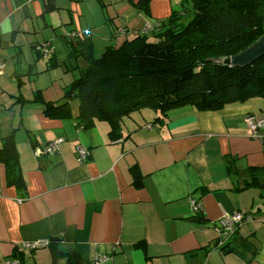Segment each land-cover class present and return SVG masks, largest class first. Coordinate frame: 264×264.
Masks as SVG:
<instances>
[{
  "label": "crops",
  "instance_id": "0c3cea01",
  "mask_svg": "<svg viewBox=\"0 0 264 264\" xmlns=\"http://www.w3.org/2000/svg\"><path fill=\"white\" fill-rule=\"evenodd\" d=\"M177 2L151 0L145 17L127 0H0V148L13 138L22 180L9 183L0 162V264H51V241L87 264H264V127L251 136L245 124L264 117L260 99L214 112L186 106L161 123L123 119L116 141L106 122L82 129L48 119L33 101L65 100L86 67L73 54L83 37L94 56L167 19ZM43 43L48 57L37 51ZM77 145L88 150L84 162ZM234 212L252 221L220 245L215 226ZM40 241L47 245L24 246Z\"/></svg>",
  "mask_w": 264,
  "mask_h": 264
},
{
  "label": "trees",
  "instance_id": "16d2710c",
  "mask_svg": "<svg viewBox=\"0 0 264 264\" xmlns=\"http://www.w3.org/2000/svg\"><path fill=\"white\" fill-rule=\"evenodd\" d=\"M127 1L150 17L151 0ZM180 6L154 24L153 40L139 34L118 47H106L99 58L93 57L91 42L83 37L73 54L86 67L66 91L65 100L46 104L37 93L33 101L44 105L43 114L51 120L74 119L82 129L96 122L108 123L110 141L121 138L123 118L136 111L151 110L158 114L153 123H161L168 112L186 106L214 112L253 99L264 104V56L243 67L213 62L241 53L264 35L262 1L180 0ZM74 99L78 114L73 117L70 101ZM0 162L6 165L9 183L20 185L18 154L11 136L2 142ZM134 185L139 187L141 180L137 178ZM48 248L51 264L60 260L87 264L73 252L58 251L53 241Z\"/></svg>",
  "mask_w": 264,
  "mask_h": 264
},
{
  "label": "built area",
  "instance_id": "2783aa9c",
  "mask_svg": "<svg viewBox=\"0 0 264 264\" xmlns=\"http://www.w3.org/2000/svg\"><path fill=\"white\" fill-rule=\"evenodd\" d=\"M154 27L155 25L153 24L145 23L142 27L141 34L151 33L154 30ZM37 51L41 56H44V57L50 55L53 52L52 49L46 43L38 45ZM245 124L249 131V134L253 136L257 129L264 127V118L247 117L245 119ZM61 142H62V139H58L56 141L49 143L45 149V152L49 153L53 151L57 147V145ZM75 153H76L77 159L80 162H84L88 157V150L81 145L75 146ZM190 205H191L192 212L203 214V208L198 203H196L195 200H191ZM251 221H252V217L249 214H245L242 212H234L232 214L224 213L221 216V218L218 220V223L215 226V231L217 232V235H218L219 244L223 245L235 234L239 226L245 223H249ZM46 245H47V242L40 241V242H34V243H26L24 246L27 249L34 250L38 247H42ZM104 260H107V259L98 258L96 261H94L91 264H102ZM5 264H20V263L17 260H7L5 261Z\"/></svg>",
  "mask_w": 264,
  "mask_h": 264
},
{
  "label": "water",
  "instance_id": "95a60500",
  "mask_svg": "<svg viewBox=\"0 0 264 264\" xmlns=\"http://www.w3.org/2000/svg\"><path fill=\"white\" fill-rule=\"evenodd\" d=\"M261 1L264 7V0ZM262 56H264V35L241 53L235 56L213 60V62L226 67H243Z\"/></svg>",
  "mask_w": 264,
  "mask_h": 264
},
{
  "label": "rangeland",
  "instance_id": "374dc122",
  "mask_svg": "<svg viewBox=\"0 0 264 264\" xmlns=\"http://www.w3.org/2000/svg\"><path fill=\"white\" fill-rule=\"evenodd\" d=\"M173 7H175L176 10H179L181 8L180 2L179 3L177 2V5H174ZM189 19H190V16L185 18L184 21H187ZM148 37H149L150 40H153V37H152L151 34H148ZM122 38H124V37H120L119 36L116 39H113L112 43H111L112 46H115V45L119 46L120 44H122V42L124 41V39H122ZM107 46H110V45H107ZM104 48L105 47H100V50L98 51V53H96L93 57L94 58H99L101 56V54L103 53ZM48 56H50V55H48ZM71 62H72V64L75 63L74 60H72ZM78 63L82 67L85 66V62L81 58L78 59ZM260 101H262V100H260ZM72 102H73V104H76V103L78 104V101L76 99H74ZM147 111H149V110H141V111H138V112L137 111L136 112H132L129 116H126L123 119H133V118H136V119H148L149 118V119L154 120L158 116V114H156L155 112H152L151 110L149 112H147Z\"/></svg>",
  "mask_w": 264,
  "mask_h": 264
}]
</instances>
